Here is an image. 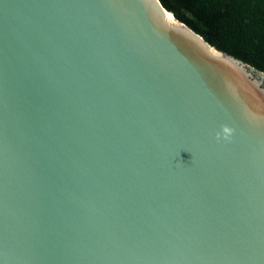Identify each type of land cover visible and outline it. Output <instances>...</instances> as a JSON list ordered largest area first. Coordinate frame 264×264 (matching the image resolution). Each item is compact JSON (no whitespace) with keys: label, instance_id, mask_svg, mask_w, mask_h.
Masks as SVG:
<instances>
[{"label":"water","instance_id":"obj_1","mask_svg":"<svg viewBox=\"0 0 264 264\" xmlns=\"http://www.w3.org/2000/svg\"><path fill=\"white\" fill-rule=\"evenodd\" d=\"M0 264H264V72L160 0H0Z\"/></svg>","mask_w":264,"mask_h":264},{"label":"trees","instance_id":"obj_2","mask_svg":"<svg viewBox=\"0 0 264 264\" xmlns=\"http://www.w3.org/2000/svg\"><path fill=\"white\" fill-rule=\"evenodd\" d=\"M208 43L264 72V0H160Z\"/></svg>","mask_w":264,"mask_h":264},{"label":"clouds","instance_id":"obj_3","mask_svg":"<svg viewBox=\"0 0 264 264\" xmlns=\"http://www.w3.org/2000/svg\"><path fill=\"white\" fill-rule=\"evenodd\" d=\"M222 131H223L225 138H228L230 134L233 132V129L224 125L222 126ZM219 137H220V133H217V138Z\"/></svg>","mask_w":264,"mask_h":264}]
</instances>
